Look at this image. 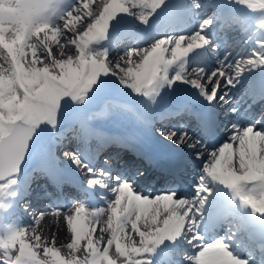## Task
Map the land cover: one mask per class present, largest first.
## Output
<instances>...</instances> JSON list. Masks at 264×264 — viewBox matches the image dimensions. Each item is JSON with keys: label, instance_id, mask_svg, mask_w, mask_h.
Here are the masks:
<instances>
[{"label": "snow or ice", "instance_id": "obj_1", "mask_svg": "<svg viewBox=\"0 0 264 264\" xmlns=\"http://www.w3.org/2000/svg\"><path fill=\"white\" fill-rule=\"evenodd\" d=\"M220 31L247 52H221ZM112 92L136 98L146 125L163 102L154 118L198 121L158 130L180 157L167 190H142L157 176L147 128L90 145ZM102 143L131 157H100ZM185 156L190 194L176 187ZM40 180L103 201L71 202L67 255L17 218ZM0 264H264V0H0Z\"/></svg>", "mask_w": 264, "mask_h": 264}, {"label": "rangeland", "instance_id": "obj_2", "mask_svg": "<svg viewBox=\"0 0 264 264\" xmlns=\"http://www.w3.org/2000/svg\"><path fill=\"white\" fill-rule=\"evenodd\" d=\"M129 19H131V18H129ZM127 46H128L127 43H125L124 47H127ZM112 93H113V95L119 96L118 93H115V92H112ZM123 96L128 97V100L119 101L118 99H115V103L112 100H107L105 102L104 106H102L101 108H97L96 111H95V118L93 120V125L96 126V124H99L101 122V120L103 119V117L101 116V114H103V113H101V114H99V113L100 112H104L107 109H111L110 107L113 106V105L114 106L123 105V107H119V106H116V107L118 108L117 109L118 110V114L117 115L121 116V118L124 121L126 120V118H128L127 116H129V113H130L131 109L133 111L137 112L138 109H136L135 107L140 108V106L135 103V99L136 98L131 97V96H127V95H123ZM138 115L140 116V114H138ZM140 120H142L141 116L135 123L140 122ZM142 122H143V120H142ZM106 125H108V124H106ZM102 126H104V125H102ZM77 127H79V126L77 125ZM117 128L122 129L121 127H117ZM100 133H102V137L93 136V137L90 138L89 143L92 142L95 138H97L100 141V138L102 140V138L104 136H105L104 138H107V135L108 136L109 135L110 136H114L111 133H105V132H100ZM72 146H73V144H69L68 145V150H71ZM100 151H101V149H100ZM61 152H62V149L60 151H58V154H61ZM99 156L103 157L104 155L99 154ZM70 183H73V182H70ZM70 183L67 182L65 184V187L59 188L60 190L58 189L59 192H57V193H55L53 191V196H49V199H51V201H52L51 204H50V201L47 200V201L44 202V204L41 205V207H43V208L46 207L43 211H38V213L31 214L32 213L31 210L34 209L32 204L29 207L28 211H24L23 210V205H24L25 202H22V201L20 202V206H19L18 211H17V218H18L19 222L23 226L28 227L29 231H31L33 228H35L37 233L40 234L44 239H46L48 241H51L53 239V237H55V235H51L49 237V234H47L48 232L41 233L42 230L45 228L46 225L49 224L50 220H52L51 221V225H52V224L56 223V221L60 218L61 219V223L60 224L62 225V228H63L62 232L64 233V237L61 239V241H56L55 240V246L60 248L62 254H64V255L68 254L69 250L67 249L66 245L71 240V233H70V231H69V229L67 227V223H66L65 217H66V215H73L74 212H75V205H72L71 202H68L71 199H72V201L76 200L75 191H72L68 187L70 185ZM45 192H46V190L43 191L42 193H45ZM86 198L87 197L85 196L84 200L81 201V202H85ZM64 200H65V202H67L66 205H63V203H62V202H64ZM27 202L30 204L31 200L28 199ZM102 205H103V202H99V201H96L95 203H91V202H87L86 203V207H88L89 209H91L94 206H102ZM52 209L53 210L59 209L60 210L59 215H52V213H53ZM41 212H43L45 215L43 216L42 219L39 220L38 223H34V217L37 214L41 213ZM50 215H52L51 218H50ZM30 217H32V218H30ZM31 219H33V221H31ZM106 220H107V213L102 216L100 224L97 225V233H96V235H100L99 229L104 226V221H106ZM42 234L45 235V237ZM56 238H58V237H55V239ZM106 238H107V236H106ZM40 251H42V249Z\"/></svg>", "mask_w": 264, "mask_h": 264}, {"label": "bare ground", "instance_id": "obj_3", "mask_svg": "<svg viewBox=\"0 0 264 264\" xmlns=\"http://www.w3.org/2000/svg\"><path fill=\"white\" fill-rule=\"evenodd\" d=\"M218 33H220L221 35L222 34H226V35H228V36H230V37H233L234 35H235V33L234 32H227V33H225V32H223V31H220V32H218ZM236 43V42H235ZM125 46V43H123V44H121V48H123ZM118 51H119V49H118ZM237 53V51L236 52H234L233 53V55H235ZM118 108L116 107V106H112L111 107V109H109L108 111H106V114H101V116L103 117V119L101 120V122L98 124V125H106V124H110V127H114V128H117V127H121L122 129H123V131L122 132H125L126 130H127V122L126 121H124L122 118H121V116H119V115H117L118 114V110H117ZM123 115V114H122ZM128 118H126V120L127 121H131V122H134V121H137L138 120V116H137V113H134V112H130L129 113V116H127ZM125 119V118H124ZM158 121H162V122H167V121H175V122H178V121H180V122H183V121H185V120H187V116L186 115H183V114H181L180 116H178V118H176V119H172V118H168V119H157ZM105 137V136H104ZM103 137V138H104ZM116 149H120L121 151H120V153L121 154H123L124 153V150H122V148L120 147V145L119 144H112L109 148H108V150H109V153H111V152H113V154L114 153H116V152H114ZM148 181V180H147ZM188 181H190V180H188ZM70 183V182H69ZM74 187H75V194H76V196H79V197H84V195H83V193H82V190L77 186V185H74ZM176 187H177V189H180V190H182L184 187H183V185L182 184H178V185H176ZM158 188H161V187H158ZM158 188H156V189H158ZM60 190V189H59ZM59 190H57V192H59ZM143 191H145V194H152L153 192H152V187H150L149 185H147V187H146V189H142ZM76 200H78V199H76ZM68 202H72V199L71 200H69ZM46 208V207H45ZM53 210V209H52ZM51 214V213H50ZM53 215V214H52ZM52 215H50V218H51V216ZM60 217V216H59ZM32 221H33V219H32ZM51 221L52 220H50V222H49V224L48 225H46L45 226V228L42 230V232L41 233H45V232H48L47 234H49V237L51 236V235H55V237H58V238H56L55 240L56 241H61V239L64 237V233L62 232V225L60 224L61 223V219L59 218L57 221H56V223H54V224H52L51 225ZM47 224V223H46ZM100 226V225H99ZM43 235V234H42ZM44 237H45V235H43ZM57 245V244H56Z\"/></svg>", "mask_w": 264, "mask_h": 264}]
</instances>
